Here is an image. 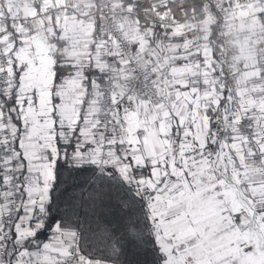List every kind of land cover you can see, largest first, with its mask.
I'll return each instance as SVG.
<instances>
[{
    "label": "snow or ice",
    "instance_id": "snow-or-ice-1",
    "mask_svg": "<svg viewBox=\"0 0 264 264\" xmlns=\"http://www.w3.org/2000/svg\"><path fill=\"white\" fill-rule=\"evenodd\" d=\"M0 264H264V0H0Z\"/></svg>",
    "mask_w": 264,
    "mask_h": 264
}]
</instances>
